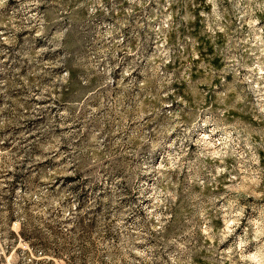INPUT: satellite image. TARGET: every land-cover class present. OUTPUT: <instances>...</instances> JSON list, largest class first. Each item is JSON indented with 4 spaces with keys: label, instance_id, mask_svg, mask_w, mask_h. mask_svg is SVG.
I'll return each mask as SVG.
<instances>
[{
    "label": "rangeland",
    "instance_id": "obj_1",
    "mask_svg": "<svg viewBox=\"0 0 264 264\" xmlns=\"http://www.w3.org/2000/svg\"><path fill=\"white\" fill-rule=\"evenodd\" d=\"M0 264H264V0H0Z\"/></svg>",
    "mask_w": 264,
    "mask_h": 264
}]
</instances>
